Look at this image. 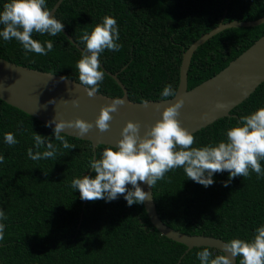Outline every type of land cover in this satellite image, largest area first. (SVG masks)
<instances>
[{
  "label": "trees",
  "instance_id": "obj_1",
  "mask_svg": "<svg viewBox=\"0 0 264 264\" xmlns=\"http://www.w3.org/2000/svg\"><path fill=\"white\" fill-rule=\"evenodd\" d=\"M56 1L46 0L47 9ZM7 2L0 0V11ZM263 15L264 0H62L54 13L82 48L79 37L85 30L91 32L104 16L117 20L118 43L123 47L101 54L105 77L99 93L122 95L106 69L117 73L128 98L136 102L160 100L168 84L177 89L182 53L219 22ZM263 34L264 22L226 28L210 37L192 54L187 88L216 74ZM33 39L41 43L51 40L54 49L47 55L26 56L17 41L0 37V57L78 82L75 65L82 51L63 32L54 37L33 33ZM261 107L264 81L229 116L194 132L193 147L225 140L227 130L241 123V116ZM45 125L0 99V155L5 157L0 163V209L8 217L0 221L6 225L0 241L1 264H200L196 254L205 247L214 255L223 254L208 246L187 250L184 244L159 233L143 204L128 206L123 196L111 202L82 200L71 181L88 175L90 158H99L108 145L100 144L93 152L90 141L64 134L76 146L64 149L55 141L54 128ZM6 132H12L18 143L6 144ZM34 132L51 138L59 149L56 158L33 161L28 157L29 148L36 150ZM260 163L264 168V160ZM89 176L95 177L93 169ZM228 179L227 171L216 173L215 183L206 188L187 179L183 168L168 172L151 187L160 219L186 234L210 235L226 242L251 240L255 228L264 225V177L252 172L225 187Z\"/></svg>",
  "mask_w": 264,
  "mask_h": 264
},
{
  "label": "clouds",
  "instance_id": "obj_2",
  "mask_svg": "<svg viewBox=\"0 0 264 264\" xmlns=\"http://www.w3.org/2000/svg\"><path fill=\"white\" fill-rule=\"evenodd\" d=\"M0 37L4 41H17L22 45L25 55L35 53L47 55L54 49L51 40L43 43L33 39V33L57 36L64 29V24L50 15L46 0H9L0 11ZM120 33L117 20L112 16H104L101 23L95 24L91 32L85 30L79 37L83 45L81 58L76 62L78 83L85 87L88 97H94L100 92L105 72L101 69V54L108 51H120L123 47L118 43ZM63 79V78H62ZM178 91L171 85H166L160 93L161 101L175 98ZM55 103V100L49 101ZM123 98H115L113 102L101 108L95 124L77 118L74 121L56 118L47 122L46 127H52L55 141H59L64 149H74L76 146L65 138V129L72 128L83 137L94 127L100 132L110 129L113 120L112 113L119 111ZM144 106L149 101L141 102ZM180 98L175 104L168 106L162 113V119L150 126L143 136L140 134L139 122L129 121L123 128L117 145H108L100 153L99 158H90L89 169H93L95 177L84 175L71 181V188L79 190L84 201L104 199L108 202L123 196L128 206L144 204L150 194L143 190L141 182L155 188L158 181L174 169L183 168L187 179L204 187L215 183L216 173H229V179L224 182L227 187L233 179L240 176L264 177V168L260 161L264 160V107L249 115L240 117L241 123L231 127L226 132V139L215 144L193 147L195 136L187 128L182 127L180 109L184 106ZM75 106L79 101H73ZM225 109L228 105L219 104ZM34 148H29L27 155L33 161L56 158L59 151L50 137L33 134ZM4 141L9 146L18 143L12 132L4 134ZM45 148L44 151H40ZM5 157L0 155V163ZM46 174V173H45ZM131 185V189L128 187ZM3 209H0V221L7 220ZM6 225L0 222V241L4 239ZM226 253H230L228 255ZM200 264H233L234 258H239V264H264V225L255 228L251 240L233 238L223 246V254L214 255L205 247L197 252Z\"/></svg>",
  "mask_w": 264,
  "mask_h": 264
},
{
  "label": "water",
  "instance_id": "obj_3",
  "mask_svg": "<svg viewBox=\"0 0 264 264\" xmlns=\"http://www.w3.org/2000/svg\"><path fill=\"white\" fill-rule=\"evenodd\" d=\"M61 2L62 0H57L54 3L50 9V15L54 16ZM263 22L264 15L254 20L221 21L198 37L182 53L176 89L178 94L175 98L169 97L166 101L148 100L149 104L144 106L141 102L130 100L117 73H111L105 69L106 73L122 89V95L119 98L125 100V103L119 106V111L112 113L113 120L110 122V129L102 133L94 127L83 137H79V132L76 129L68 128L64 132L66 135L90 141L92 150L95 152L96 147L100 144L117 145L118 141L122 139V130L129 121L140 123V134L143 136L150 126L162 119L163 111L180 98H183L185 103L180 109L178 119L181 121L182 127L192 133L221 117L229 116L230 110L246 99L264 81V34L216 74L188 89L187 71L192 54L198 46L226 28L256 26ZM62 32L80 51H83V48L65 29ZM115 98L118 97H109L101 93L94 97H88L85 87L73 79L18 65L0 57V99L45 124L54 118L57 121H74L81 118L95 124L101 108L111 104ZM52 100H55V103H49ZM73 101H79V105L75 106ZM219 104H225L228 107L218 108ZM52 127L54 128L55 124ZM141 187L150 194L149 200L143 206L151 224L160 234L184 244L187 250L192 247L208 246L223 253L226 241L220 238L204 234H186L166 225L156 211L152 188L143 182H141ZM226 254L231 255L230 253ZM235 263L236 258L233 260V264Z\"/></svg>",
  "mask_w": 264,
  "mask_h": 264
}]
</instances>
